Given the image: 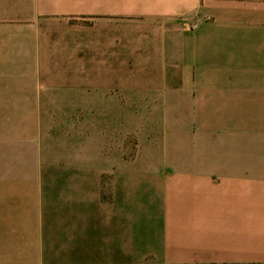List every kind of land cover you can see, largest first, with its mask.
I'll list each match as a JSON object with an SVG mask.
<instances>
[{
    "label": "crops",
    "instance_id": "1",
    "mask_svg": "<svg viewBox=\"0 0 264 264\" xmlns=\"http://www.w3.org/2000/svg\"><path fill=\"white\" fill-rule=\"evenodd\" d=\"M0 264H264V0H0Z\"/></svg>",
    "mask_w": 264,
    "mask_h": 264
},
{
    "label": "rangeland",
    "instance_id": "2",
    "mask_svg": "<svg viewBox=\"0 0 264 264\" xmlns=\"http://www.w3.org/2000/svg\"><path fill=\"white\" fill-rule=\"evenodd\" d=\"M98 98V96H96V99ZM83 115L85 114L86 117L88 118V120L91 122V126H92V129H91V137L94 138V139H99V137H101V134L106 132V129H107V133L109 134V129L108 128H105L104 124L101 125V122H102V115H103V112H101L100 110V107H99V103H96V102H91V106H90V110L88 109V111L86 112H81ZM107 116L110 115V113H106ZM113 115V113H112ZM95 146V145H94ZM126 146H129V145H123V150L124 151H129L128 148H126ZM27 147L28 148H32V144L28 143L27 144ZM157 163V161H156ZM29 165V163H28ZM156 170H159L160 172L163 170V167L161 165H158L156 164L155 166Z\"/></svg>",
    "mask_w": 264,
    "mask_h": 264
}]
</instances>
